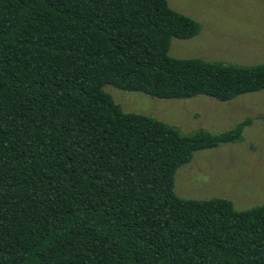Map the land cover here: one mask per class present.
<instances>
[{"label": "trees", "instance_id": "trees-1", "mask_svg": "<svg viewBox=\"0 0 264 264\" xmlns=\"http://www.w3.org/2000/svg\"><path fill=\"white\" fill-rule=\"evenodd\" d=\"M201 28L168 0H0V264H264V203L175 192L179 167L253 117L184 134L104 89L264 90V63L170 55Z\"/></svg>", "mask_w": 264, "mask_h": 264}, {"label": "rangeland", "instance_id": "rangeland-1", "mask_svg": "<svg viewBox=\"0 0 264 264\" xmlns=\"http://www.w3.org/2000/svg\"><path fill=\"white\" fill-rule=\"evenodd\" d=\"M202 25L192 38H173L170 55L200 57L227 64L264 63V0H168ZM124 111L152 116L188 134L219 133L246 117L253 122L242 140L195 152L175 174V192L188 199L227 198L238 210L264 203V90L229 101L207 95L169 99L104 88Z\"/></svg>", "mask_w": 264, "mask_h": 264}]
</instances>
